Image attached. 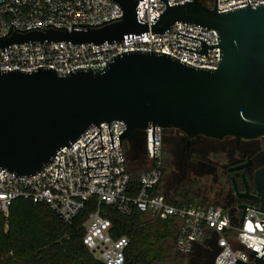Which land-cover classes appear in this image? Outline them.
Masks as SVG:
<instances>
[{
    "label": "water",
    "instance_id": "water-1",
    "mask_svg": "<svg viewBox=\"0 0 264 264\" xmlns=\"http://www.w3.org/2000/svg\"><path fill=\"white\" fill-rule=\"evenodd\" d=\"M111 1L122 10L121 16L114 17H122L119 21L101 27L88 26L113 18L97 24L72 23L70 31L48 23L45 26L65 30L34 26L31 28L45 31L23 34L14 31L27 29H16L9 23L7 33L0 37V48L4 54L10 45L33 41L107 45L148 36L149 32L162 34L175 22H185L215 30L218 44L211 45L204 39L176 34L200 40L199 51L177 45L179 48L207 55L208 48L218 47L216 69L193 66L170 54L148 50L122 51L108 59L102 69L80 67L67 73L49 66L31 71L0 69V169L20 177L32 176L52 160L57 150L72 145L92 125L99 128L101 144L98 125L107 123L109 132V122L115 120L126 125L118 141L120 137L132 141L134 148L144 146L147 126L178 128L188 135L264 139V3L252 8L247 0L246 6L218 12L216 0L213 8L200 0L171 6L161 0L165 9L152 17L148 27L138 17V0ZM73 24L87 27L72 28ZM109 137L113 148L110 132ZM96 148L102 150V144ZM86 158L93 157L85 153ZM88 168L92 167L86 162L88 180L98 177L88 176ZM254 183L256 192L241 196L259 207L240 206V222L245 209H253L262 213L259 223L264 229V165L255 173ZM234 210L229 207L231 215ZM257 253L251 252L255 260L249 264H264V255ZM232 264L248 263L235 257Z\"/></svg>",
    "mask_w": 264,
    "mask_h": 264
},
{
    "label": "built area",
    "instance_id": "built-area-1",
    "mask_svg": "<svg viewBox=\"0 0 264 264\" xmlns=\"http://www.w3.org/2000/svg\"><path fill=\"white\" fill-rule=\"evenodd\" d=\"M184 1L192 0H167V3L171 6ZM248 3L249 7L254 8L256 4L264 3V0H248ZM214 5L215 0H210L206 6L213 8ZM246 5L247 0H216L218 12ZM164 9L165 3L161 0H138V17L148 27L152 17ZM121 15L122 10L111 0H0V37L7 33L9 23L16 29H27L23 32L14 31L19 34L31 30L45 31L38 27L31 28L34 26L65 30L45 26L48 23L63 26L70 31L72 23L97 24L113 18L98 26H88L101 27L119 21L122 17H114ZM85 27L87 26L72 25V28L77 29ZM177 32L204 39L207 45L218 44L215 30L175 22L162 34L149 32L148 36L124 38L107 45L60 41L13 44L6 48L4 54L0 48V69L31 71L40 66H49L64 73L80 67L102 69L112 56L130 50L163 52L193 66L216 69L218 47L208 48L207 55L179 48L177 45L199 51L200 40L176 34ZM98 126L102 150L96 148L101 146L97 133L99 128L92 125L72 145L57 150L52 160L32 176L20 177L0 169V212L4 217H7L12 201L22 198L46 204L68 225L85 202L96 197L98 204L111 206L122 214H129L136 209L151 219L169 221L175 231L173 248L182 255H205L214 253L217 249L216 254H213V264H232L235 257L245 263H252L255 260V256L250 255L253 250L258 252L257 256L264 255V249L261 251L264 229L259 223L263 215L259 211L246 208L240 222L242 207H238L231 215L229 207L220 204L178 205L168 200L163 193L152 192L161 179L162 128L147 126L144 129L149 168L141 172L139 191L131 197L126 195L130 175L125 140L119 138L120 147L118 141V134L126 129V125L117 120L109 122L113 148L107 123L103 122ZM84 145L86 157H93L86 158V161ZM86 162L87 167H92L88 168V176L98 177H90L88 180ZM246 205L259 207L255 201ZM82 227V243L96 260L103 264H124L130 239L126 235L112 237L110 220L101 215L98 207L88 215Z\"/></svg>",
    "mask_w": 264,
    "mask_h": 264
},
{
    "label": "trees",
    "instance_id": "trees-1",
    "mask_svg": "<svg viewBox=\"0 0 264 264\" xmlns=\"http://www.w3.org/2000/svg\"><path fill=\"white\" fill-rule=\"evenodd\" d=\"M200 1L207 5L210 0ZM128 171L126 195L133 197L139 191L141 173ZM159 184L153 187V193H159ZM172 195L181 199L171 200L178 205L190 204L192 199L182 187L174 189ZM97 207L110 220L112 237L126 235L130 239L124 264H160L178 259L172 249L175 231L169 221L151 219L136 209L122 214L91 197L67 225L46 204L17 198L8 207L6 218L0 212V264H103L81 240L82 224Z\"/></svg>",
    "mask_w": 264,
    "mask_h": 264
},
{
    "label": "flooded vegetation",
    "instance_id": "flooded-vegetation-1",
    "mask_svg": "<svg viewBox=\"0 0 264 264\" xmlns=\"http://www.w3.org/2000/svg\"><path fill=\"white\" fill-rule=\"evenodd\" d=\"M160 135V182L171 185L173 190L185 188L191 198L207 205L220 204L236 210L253 202L241 194L256 192L254 176L264 165L262 137L188 135L178 128H162ZM126 142L139 163L149 164L145 146L134 148L132 141ZM172 249L178 259L160 264H213L211 252L186 256Z\"/></svg>",
    "mask_w": 264,
    "mask_h": 264
},
{
    "label": "rangeland",
    "instance_id": "rangeland-1",
    "mask_svg": "<svg viewBox=\"0 0 264 264\" xmlns=\"http://www.w3.org/2000/svg\"><path fill=\"white\" fill-rule=\"evenodd\" d=\"M124 145L126 146V151H127V156H128V168L133 171V172H136V173H141L143 172L144 170H146L147 168H149V164H145L144 162L143 163H139V160H137V158L135 159V157L133 156V153H131V147L129 145V143H127L126 141L124 142ZM134 157V158H133ZM136 161H138V164L136 163ZM158 191L160 193H163L167 198L168 200H173L174 198H176L178 201H181L180 198L178 197H173V187L171 185H168L167 183L165 182H160L159 184V187H158ZM190 205H201V206H206L207 204H203V203H200L198 200L196 199H191V201L189 202ZM250 204H252V202H250ZM189 205V204H187Z\"/></svg>",
    "mask_w": 264,
    "mask_h": 264
}]
</instances>
